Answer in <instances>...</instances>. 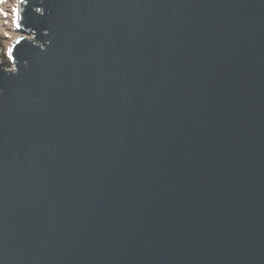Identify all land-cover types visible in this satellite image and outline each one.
<instances>
[{"label": "water", "instance_id": "1", "mask_svg": "<svg viewBox=\"0 0 264 264\" xmlns=\"http://www.w3.org/2000/svg\"><path fill=\"white\" fill-rule=\"evenodd\" d=\"M18 1L0 264H264V0Z\"/></svg>", "mask_w": 264, "mask_h": 264}, {"label": "rangeland", "instance_id": "2", "mask_svg": "<svg viewBox=\"0 0 264 264\" xmlns=\"http://www.w3.org/2000/svg\"><path fill=\"white\" fill-rule=\"evenodd\" d=\"M18 5H19L18 0H10L9 4H6L3 8V21H2L3 24L0 29V36L4 39L1 45L2 46L6 45L5 49L7 54L12 42L19 35V32H17V28L12 23V21L16 19L12 14V10L14 8H18ZM5 13L7 15H5Z\"/></svg>", "mask_w": 264, "mask_h": 264}, {"label": "trees", "instance_id": "3", "mask_svg": "<svg viewBox=\"0 0 264 264\" xmlns=\"http://www.w3.org/2000/svg\"><path fill=\"white\" fill-rule=\"evenodd\" d=\"M10 0H0V29L3 21V8L6 4H9ZM4 39L0 36V60L4 64L5 68H12L8 54L6 53V45L2 46Z\"/></svg>", "mask_w": 264, "mask_h": 264}, {"label": "snow or ice", "instance_id": "4", "mask_svg": "<svg viewBox=\"0 0 264 264\" xmlns=\"http://www.w3.org/2000/svg\"><path fill=\"white\" fill-rule=\"evenodd\" d=\"M20 3L21 4H24V5H27L28 4V0H20ZM26 11H27V8H26ZM36 11L39 12L41 15H43V9L37 8ZM12 14L16 18V19H14L12 21V23L14 24V26L16 28H19L20 27V18H21V11H20V9L19 8H14L12 10ZM5 15H7V14L5 13Z\"/></svg>", "mask_w": 264, "mask_h": 264}]
</instances>
